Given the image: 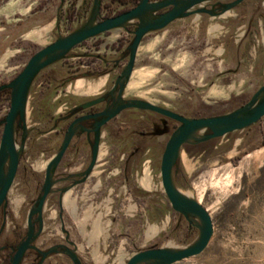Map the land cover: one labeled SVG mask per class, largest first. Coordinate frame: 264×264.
Segmentation results:
<instances>
[{"label":"rangeland","instance_id":"obj_1","mask_svg":"<svg viewBox=\"0 0 264 264\" xmlns=\"http://www.w3.org/2000/svg\"><path fill=\"white\" fill-rule=\"evenodd\" d=\"M215 1L207 0L204 6ZM263 4L264 0H247L221 17L192 13L146 34L124 94L187 116L220 114L246 103L264 80V46L260 43L255 55L251 52L255 33L261 42L257 21ZM94 5L95 0H0V84L14 77L36 50L87 23ZM119 8L118 3L98 0L93 18L97 21ZM125 38V26L89 37L34 76L25 109V138L30 137L7 193L8 215L0 242L3 236L14 238L13 231L25 232L27 212L41 192L46 162L54 151L35 149L43 144L35 132L44 123L39 109L57 115L71 102L108 87L128 60ZM101 79L104 83L94 90L91 85ZM7 97L0 96V136ZM19 135L17 129V145ZM106 144L100 162L108 157L104 154L111 145L108 140ZM182 149L184 155L179 154L172 168L173 183L207 209L213 234L202 251L171 264H264V116L203 146ZM161 151L157 149L149 176H143L134 162L128 167L98 165L88 173L84 167L56 166L36 244L48 248L65 242L83 264H123L133 252L149 246L191 243L199 232L197 218L171 206L158 176ZM68 192L74 214L63 203ZM153 225L158 229L148 236ZM35 255L31 251L20 264H38ZM4 258L5 252H0V264ZM44 264L74 263L67 254L55 252Z\"/></svg>","mask_w":264,"mask_h":264},{"label":"water","instance_id":"obj_2","mask_svg":"<svg viewBox=\"0 0 264 264\" xmlns=\"http://www.w3.org/2000/svg\"><path fill=\"white\" fill-rule=\"evenodd\" d=\"M206 1L207 0H139V2L130 9L95 21L93 16L96 14L98 7V0H95V5L90 11L88 17L89 21L87 23L79 26L69 34L57 36L53 41L36 50L29 56L22 69L14 77L0 84V89L9 88L10 90L9 107L6 114L1 119L3 126L0 136V206L3 209L7 206V193L15 177L20 155L24 148L26 136L25 109L29 89L37 72L63 57L69 49L84 39L113 27L125 25L131 19L138 18L139 22L134 30V37L128 46L130 49L128 62L117 78L118 81L122 83L123 79H126L132 70L138 44L146 31L161 28L176 17H182L197 12H204L221 17L227 15L231 10H235L237 6L242 5V3L247 0H216L209 7L204 6ZM167 5H172V7L157 15L154 13L155 10ZM262 7L264 10V4ZM263 14L260 15L257 21V25L260 27L258 30L261 35V42H259L256 33L253 38L254 46L252 48H254V52L252 50L251 52L252 54L254 53V55L258 50L256 45L261 43L264 46ZM262 63L264 65V57ZM127 105L149 107L181 121V125L173 132L163 150L160 163V175L163 189L171 206L187 216L197 218L196 224L199 229L197 237L191 243L181 247L173 248L160 245L140 249L133 252L123 263L171 264L202 251L213 234V224L207 209L195 198L177 191L174 187L175 184L173 183L171 173L179 148L184 142H198L221 136L236 129L249 127L253 123L259 121L264 116V80L251 99L246 103L233 110L216 115L187 117L143 99H133L126 103H121L113 109V111L108 113V117ZM18 127L23 128L21 143L19 145H17L16 142V130ZM199 129L201 133L198 136H194L193 134ZM204 130L207 131L203 134ZM72 132L73 130L70 126L65 133L58 151L46 163L41 192L27 212L26 233L24 238L17 243L10 257L11 264H19L27 248H34L41 253L40 262L50 253L61 252L67 254L74 264H83L74 250L66 243H55L46 249H41L33 243L43 229L42 213L45 200L52 190L53 169L57 166ZM90 169L91 165L85 169V173H88ZM81 180L82 178L76 179L72 184ZM35 221H37V228Z\"/></svg>","mask_w":264,"mask_h":264},{"label":"flooded vegetation","instance_id":"obj_3","mask_svg":"<svg viewBox=\"0 0 264 264\" xmlns=\"http://www.w3.org/2000/svg\"><path fill=\"white\" fill-rule=\"evenodd\" d=\"M149 1H153V0H149ZM110 2L120 4V8L115 10L113 13L100 17L97 21L103 19L104 17L112 16L124 10L130 9L134 7L139 2V0H110ZM171 7L172 5L164 6L160 9L155 10L154 13L157 15L159 13L169 10ZM174 19H172L170 22H172ZM138 22H139L138 18H133L130 21H128L125 25H122L126 27L125 39H126V44L128 46L130 45L131 40L134 37V30L136 29ZM170 22H168L166 25H168ZM122 26H117V27H122ZM165 26L146 31L140 39V42L136 50V54L139 49V45H141V42L146 34L150 32H158L162 30V28H164ZM128 50L130 49L128 48ZM136 54H135V59H136ZM126 64L122 65L118 73H116L115 78L112 80L111 84L105 89H103L100 93L92 97L83 98L74 103L71 102L70 105L63 112H59L57 115L48 114L49 110L45 108L39 109L37 115L39 116L40 120L42 116H44L43 117L44 123L42 124V126H38L35 132L37 133L36 138H42V140H40L39 142L40 143L43 142V144H41L42 146L40 144L35 145L36 146L35 149L36 151H38L40 147H43L45 149L51 147L54 148V151L48 157L47 162L58 151L64 139L65 133L67 132L68 128L71 126L73 130L72 135L69 139L66 148L63 151V154L61 155L58 161L57 166L84 167L86 169L88 166L91 165V169H92L93 167L98 165L128 167L134 162V163H139V165L142 167L141 169L142 175H144V172H147L149 176V172L151 171V165L154 164L156 159L157 149L162 147V151L159 158V164L161 163L163 150L167 142L171 138L173 132L176 131L177 128L181 125V121L171 116H168L160 111L151 109L149 107H138L136 105L124 106L123 108L119 109L116 113H114L109 117H108V113L113 111V109H115L121 103H126L127 101L133 99H143L155 105L175 111L183 116H187V115L178 112L176 110H173L171 108H168L163 104L150 101L144 97H140L136 95H130V96L125 95L124 90L129 80L125 85L126 79H123L122 83H120L117 78ZM132 71H133V67L131 72ZM3 89L6 90L9 88H2L0 89V91ZM9 98L10 95L7 97V99L9 100ZM199 116H210V115H199ZM199 116H187V117H199ZM20 128L21 127H18L17 129L19 130L20 133L19 136L21 138L22 133L20 132ZM29 137L30 135H27V137L25 138L24 146L27 143ZM215 138L216 137H212L198 142H184L180 148L203 146L207 141H211ZM106 140L110 142L111 147L108 150H106V153L104 154V156H108V157H106L102 162H100L99 155L100 152L102 151L101 150L102 147L107 146ZM152 153H154V157H155L154 159H152L151 157ZM179 154L180 153L178 151V155L175 159L173 167L176 164ZM158 176L161 177L160 171L158 173ZM160 185H162V182H160ZM161 187H163V185ZM7 215H8L7 206L5 207V209H3L0 206V238H2ZM35 225L37 228V221H35ZM13 233H14V238L3 236V240H1L0 242V252H5V258L3 259V261L6 260V262L4 264H11L10 257L13 254L17 243L22 238H24L26 230L24 233L21 234L17 233L16 231L15 232L13 231ZM37 238L33 241L34 244H36ZM57 243H65V242H57ZM36 245L41 249H46L41 245L38 244ZM31 251H34L36 253L34 257L37 258L38 264H44L45 262L48 261V257L50 254L44 257L43 260L40 262L41 253H39L34 248H27L22 256V259L28 254H30ZM34 262H35L34 258H31V263Z\"/></svg>","mask_w":264,"mask_h":264},{"label":"bare ground","instance_id":"obj_4","mask_svg":"<svg viewBox=\"0 0 264 264\" xmlns=\"http://www.w3.org/2000/svg\"><path fill=\"white\" fill-rule=\"evenodd\" d=\"M139 48H140V45H139ZM104 83V79H101L100 81H98V82H96L94 85H91V87L92 86H94V90H98L99 89V86L100 85H102ZM77 84L78 85H80V84H82V80L81 81H77ZM93 91V90H92ZM98 92V91H97ZM201 133V130L199 129L198 131H196L193 135L194 136H198L199 134ZM179 153L180 154H183V149L182 148H180L179 149ZM184 155V154H183ZM145 173V172H144ZM144 176V175H143ZM230 178L231 177H229V182L231 181L230 180ZM144 179V178H143ZM221 182V181H220ZM220 185H222V184H220ZM227 185V184H226ZM175 187V189L177 190V191H179V192H181V193H183L181 190H179L176 186H174ZM222 187V186H221ZM223 187H225V185L223 186ZM220 188V187H219ZM228 190V189H227ZM185 194V193H184ZM68 197H69V194L67 195V199H66V202L68 203V202H70V200H68ZM197 201H199V200H197ZM152 234H154V232L153 233H149V236L150 235H152ZM153 236V235H152Z\"/></svg>","mask_w":264,"mask_h":264},{"label":"crops","instance_id":"obj_5","mask_svg":"<svg viewBox=\"0 0 264 264\" xmlns=\"http://www.w3.org/2000/svg\"><path fill=\"white\" fill-rule=\"evenodd\" d=\"M245 22H243V24H244ZM41 29H43V28H41ZM45 29V28H44ZM39 30V29H38ZM46 30V29H45ZM34 31H37V30H32V31H30V32H34ZM241 35H242V33H241ZM69 194V197H68V200H70V202H66V197H67V195ZM129 198V197H128ZM130 199V198H129ZM63 203L64 204H67V205H70V209H71V213L72 214H74L75 213V208L72 206V204H73V200L71 199V196H70V193L68 192V193H66V195L63 197ZM156 225H153L152 227H150L149 228V231H148V233H155L156 231H157V229H158V226L157 227H155ZM149 236V235H148Z\"/></svg>","mask_w":264,"mask_h":264},{"label":"trees","instance_id":"obj_6","mask_svg":"<svg viewBox=\"0 0 264 264\" xmlns=\"http://www.w3.org/2000/svg\"><path fill=\"white\" fill-rule=\"evenodd\" d=\"M4 93H6L8 96L10 95V90L9 89H3V90H1L0 91V96L2 95V94H4Z\"/></svg>","mask_w":264,"mask_h":264}]
</instances>
